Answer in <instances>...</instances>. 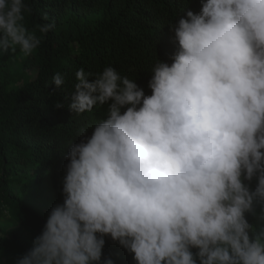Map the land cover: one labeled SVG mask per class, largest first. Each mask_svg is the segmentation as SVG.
<instances>
[{
	"label": "clouds",
	"instance_id": "1",
	"mask_svg": "<svg viewBox=\"0 0 264 264\" xmlns=\"http://www.w3.org/2000/svg\"><path fill=\"white\" fill-rule=\"evenodd\" d=\"M198 11L169 22L179 47L148 84L112 66L75 72L69 110L104 116L69 141L63 203L14 264H115L106 237L136 264H264V0ZM31 12L0 0V55L30 56L55 29L29 30Z\"/></svg>",
	"mask_w": 264,
	"mask_h": 264
},
{
	"label": "trees",
	"instance_id": "2",
	"mask_svg": "<svg viewBox=\"0 0 264 264\" xmlns=\"http://www.w3.org/2000/svg\"><path fill=\"white\" fill-rule=\"evenodd\" d=\"M26 3L32 7L25 20L29 30L48 22H55L56 27L30 56L25 57L19 49L0 55V204L9 210V224L0 223V264H14L32 248L54 207H44L31 190L50 189L53 202L63 203L69 141L79 143L77 129L104 116L103 108L81 115L69 110L75 72L83 67L96 74L112 66L122 75L137 76L148 84L157 59L171 64L179 47L169 22L178 23L187 9L198 13L200 0ZM57 72L66 78L64 88L52 82ZM92 131L89 128L87 135ZM133 255L106 237L102 259L136 264Z\"/></svg>",
	"mask_w": 264,
	"mask_h": 264
},
{
	"label": "rangeland",
	"instance_id": "3",
	"mask_svg": "<svg viewBox=\"0 0 264 264\" xmlns=\"http://www.w3.org/2000/svg\"><path fill=\"white\" fill-rule=\"evenodd\" d=\"M33 73V72H32ZM35 75V72H34ZM32 194L36 199H42L41 203L44 205V207H49L52 204L55 206L56 203L53 202V193L50 189L47 188H41V189H32ZM0 223L3 225L9 224V210L5 205L0 204Z\"/></svg>",
	"mask_w": 264,
	"mask_h": 264
}]
</instances>
